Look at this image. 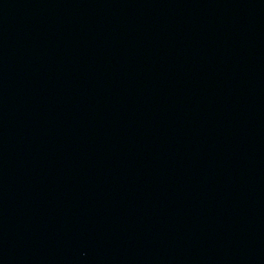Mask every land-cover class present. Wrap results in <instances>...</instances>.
<instances>
[{
  "label": "water",
  "instance_id": "1",
  "mask_svg": "<svg viewBox=\"0 0 264 264\" xmlns=\"http://www.w3.org/2000/svg\"><path fill=\"white\" fill-rule=\"evenodd\" d=\"M0 264H264V0H0Z\"/></svg>",
  "mask_w": 264,
  "mask_h": 264
}]
</instances>
